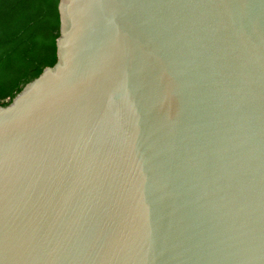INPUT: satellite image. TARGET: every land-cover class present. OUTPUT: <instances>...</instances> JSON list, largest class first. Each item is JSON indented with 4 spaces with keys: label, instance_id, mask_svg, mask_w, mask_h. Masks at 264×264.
I'll return each mask as SVG.
<instances>
[{
    "label": "water",
    "instance_id": "1",
    "mask_svg": "<svg viewBox=\"0 0 264 264\" xmlns=\"http://www.w3.org/2000/svg\"><path fill=\"white\" fill-rule=\"evenodd\" d=\"M59 10L0 106V264H264V0Z\"/></svg>",
    "mask_w": 264,
    "mask_h": 264
},
{
    "label": "trees",
    "instance_id": "2",
    "mask_svg": "<svg viewBox=\"0 0 264 264\" xmlns=\"http://www.w3.org/2000/svg\"><path fill=\"white\" fill-rule=\"evenodd\" d=\"M61 0H0V106L59 60Z\"/></svg>",
    "mask_w": 264,
    "mask_h": 264
}]
</instances>
